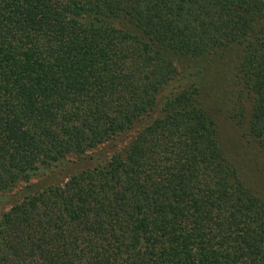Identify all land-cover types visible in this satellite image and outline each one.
<instances>
[{
	"label": "trees",
	"instance_id": "16d2710c",
	"mask_svg": "<svg viewBox=\"0 0 264 264\" xmlns=\"http://www.w3.org/2000/svg\"><path fill=\"white\" fill-rule=\"evenodd\" d=\"M0 264H264V0H0Z\"/></svg>",
	"mask_w": 264,
	"mask_h": 264
},
{
	"label": "rangeland",
	"instance_id": "374dc122",
	"mask_svg": "<svg viewBox=\"0 0 264 264\" xmlns=\"http://www.w3.org/2000/svg\"><path fill=\"white\" fill-rule=\"evenodd\" d=\"M197 62L200 63V62H203V61H202V60H197ZM15 188H16V187H15ZM15 188H14V189H15Z\"/></svg>",
	"mask_w": 264,
	"mask_h": 264
}]
</instances>
